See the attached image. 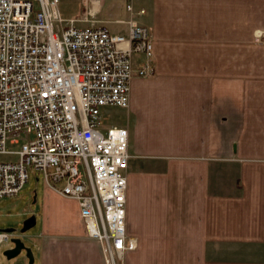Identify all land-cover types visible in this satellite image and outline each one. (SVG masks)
<instances>
[{"label":"crops","instance_id":"1","mask_svg":"<svg viewBox=\"0 0 264 264\" xmlns=\"http://www.w3.org/2000/svg\"><path fill=\"white\" fill-rule=\"evenodd\" d=\"M122 11L150 28L153 71L132 79L118 113L133 244L121 264H264V0H125ZM40 212L32 264H107L76 200L44 186Z\"/></svg>","mask_w":264,"mask_h":264},{"label":"built area","instance_id":"2","mask_svg":"<svg viewBox=\"0 0 264 264\" xmlns=\"http://www.w3.org/2000/svg\"><path fill=\"white\" fill-rule=\"evenodd\" d=\"M99 4L83 0L82 16L68 18L59 0H0V200L17 197L29 171L40 174L45 187L78 202L87 237L117 264L133 246L129 132L104 127L103 110L128 107L132 79L153 71V42L135 18L119 20L125 32L98 23ZM11 237L0 230V244Z\"/></svg>","mask_w":264,"mask_h":264},{"label":"rangeland","instance_id":"3","mask_svg":"<svg viewBox=\"0 0 264 264\" xmlns=\"http://www.w3.org/2000/svg\"><path fill=\"white\" fill-rule=\"evenodd\" d=\"M98 9L92 17L97 19L98 23L102 20H113L115 19V26L119 30H123V26H126L125 20H128L127 14L123 13V7L125 0H106L107 4L103 5V1L99 0ZM59 9L62 16L68 18H77L82 16L83 11V0H59ZM134 16V13H131ZM132 16V18H133ZM91 17V16H89ZM136 19V18H135ZM119 20H124L123 22ZM127 30V29H126ZM118 113H123V109L118 107H107L103 110L104 127L111 125H119ZM38 178V180H36ZM44 191V183L41 179L40 174L29 171V179L24 185L23 189L17 197L0 200V230L7 228L14 229L12 233L13 237H20L25 245L31 248L33 257L35 249L32 243L26 242L27 236H35L40 231V208L42 205V196ZM7 207V208H6ZM9 209V211H7ZM35 215L36 224L25 233H20V228L24 220L29 216ZM11 237V238H13ZM13 243L9 240L6 243L0 244V264H30L25 257V252L22 251L17 257L13 259H7L3 252L9 247H12ZM123 260L120 259L117 264H121Z\"/></svg>","mask_w":264,"mask_h":264},{"label":"water","instance_id":"4","mask_svg":"<svg viewBox=\"0 0 264 264\" xmlns=\"http://www.w3.org/2000/svg\"><path fill=\"white\" fill-rule=\"evenodd\" d=\"M36 224V217L35 215L29 216L24 222L22 223V226L20 228V233L23 234L27 230L31 229ZM6 232H13L14 229H6ZM11 242L13 243L12 247L7 248L4 250L3 255L7 259H13L17 257L22 251L25 252V257L29 261L30 264L33 263V253L31 251V248L27 247L23 240L20 237H13L10 238Z\"/></svg>","mask_w":264,"mask_h":264}]
</instances>
